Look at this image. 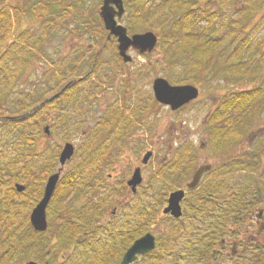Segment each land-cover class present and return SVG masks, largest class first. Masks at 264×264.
Segmentation results:
<instances>
[{"label":"trees","instance_id":"16d2710c","mask_svg":"<svg viewBox=\"0 0 264 264\" xmlns=\"http://www.w3.org/2000/svg\"><path fill=\"white\" fill-rule=\"evenodd\" d=\"M10 1L0 0L4 3L0 7V129L10 126L16 136L11 133V139L0 143V264H26L29 259L38 264H120L133 240L151 230L160 206L166 201L165 197L157 198L153 205L131 206L130 212L124 207L120 218L102 220L115 201V192L123 193L126 186L125 180L116 187L103 186L102 180L114 143L128 136L132 129L128 120L115 133L127 109L126 100L122 108L111 104L105 116L91 127L84 145L77 147L82 161L63 172L48 206V228L36 230L29 214L42 197L48 176L57 170L62 148L60 143L50 146L56 131L47 122L51 131L47 136L46 124L41 130V122L51 112H58L53 125L62 134L57 138L66 140L68 136L62 133V127L75 118L62 112L65 105L77 104L81 98H94V87H101V70H105L106 78L102 85L119 83L124 76L122 71L131 63L120 57L117 38H107L109 32L100 16V1L87 10L82 9V4L77 5V18L68 22L66 17L74 10L66 7L55 11L58 0H26L17 5ZM124 1L123 18L130 33L153 30L159 35L157 46L167 60L166 66L177 72L174 75L171 70L165 71L171 82L195 83L218 78L246 86L228 91L207 120L208 140L216 149H226L241 141L264 110V0ZM23 16H31L35 26L71 27L78 36L89 35L92 39L88 46L74 44L78 55L72 58V64L66 62L69 68H61L62 60L47 67V84L55 79L49 83V96H44L48 92L38 98L23 96L16 89L27 64L43 54L39 44L43 36H38L34 28H24ZM90 46L103 49L89 59ZM107 49H112L113 66H107L111 60L103 57ZM16 54L19 57L15 58ZM86 62L91 63V69L74 77ZM130 78L123 79L125 84L121 82L125 88L131 83ZM76 117L78 125L85 123L86 117L81 113ZM112 133L115 135L110 137ZM100 135L103 139L98 142ZM255 144L254 152L243 150L242 154L229 157L217 166L207 183L200 182L199 187L190 190L192 198H187L188 193L184 199L188 220L172 217L176 223L158 234L155 249L141 257L139 264H214L226 257L220 245L237 235L231 224L245 227L252 210L264 201V162L260 156L264 152V130ZM178 150L179 158L171 163V172L167 174L164 169L160 173L180 184V177H187L197 164L188 158L189 147ZM237 169L250 178L240 191L232 185ZM13 177L25 184L23 191H17ZM245 244V248L239 247L240 254L228 255L231 260L234 257L233 264H264V260H256L264 257V243Z\"/></svg>","mask_w":264,"mask_h":264},{"label":"rangeland","instance_id":"374dc122","mask_svg":"<svg viewBox=\"0 0 264 264\" xmlns=\"http://www.w3.org/2000/svg\"><path fill=\"white\" fill-rule=\"evenodd\" d=\"M25 1L26 0H11L10 4H23ZM99 1L102 3L103 0H58L57 9L55 11H63L66 7L73 9L74 12L66 17L68 22L75 17L77 18V16L74 17L77 5L82 4V9L87 10L90 6L94 7ZM3 4L4 3L0 2V7ZM22 21L24 28H34L36 29L38 36H43L42 41L39 42L40 47L43 48V54H41V58H35L27 64L25 75L19 80L16 89L19 88L18 93L23 96L32 95L35 96V98H38L40 94L48 92L50 87L49 83L55 82V79L52 78L47 84V77H45V70L47 67L50 64L52 65V63L60 64V60H62L61 68H69L70 66L68 64H72V58L78 55L76 51L78 47L75 48L74 44L77 42L84 43L88 46L92 43V39L89 38V35L82 37L78 36L77 31L71 30V27L55 28L44 25L35 26V20L31 16H23ZM120 21L124 24L126 23V19L124 18L120 19ZM71 26H73V23ZM99 48L92 46L89 47V52L87 54L89 59L92 58L93 53L97 52ZM129 52L133 55L134 60L131 62L130 66H127L122 71L124 76L119 79V83L115 84V82H111L107 83L108 85H102L103 80H106V78L104 76L105 70L104 73L103 70H101L100 74L103 77L98 78V81L102 80L100 84L101 87H94V91L96 92L94 98H81L77 104L72 106L65 105V109L62 112L69 117L74 116L75 118V121L71 119L66 126L62 127V133H65L68 136L66 140L61 141L57 138L58 136L61 137L62 134L60 131L55 130L53 125L54 118L58 112H51L50 115L47 116V119H44L41 122V130H43L42 127L47 122H50L52 131H56V133H54V136L56 137H52L50 146L54 147L56 143L63 145L65 141H72L76 144V147H79L84 145L85 141L88 139L90 129L94 126L96 121L105 116L107 109H111L110 105L112 104L114 107L117 106V108H122V104L124 100H126L125 105L127 106V109H125V114L118 121L115 127V133L122 130V127L125 123H128V120L131 121L132 129L129 131L128 136L125 138L123 136L121 141L114 143L112 154L108 161H106L102 174L103 186L112 185L116 187V185L118 186L123 180H125L126 184L127 179L132 176L134 168L138 165L142 166L143 182L138 186V191L136 193H133L127 184L123 193L115 192V201L109 206L108 212L102 218L105 222L112 217L113 214L111 212L113 207H115L117 211V216L115 218L117 219L121 217V208H123L122 211L126 209L130 212L133 211L131 206L136 207L139 204H141L140 207L145 204L153 205L157 198L163 199L165 197V199H167L170 191L185 186L187 181L190 180L194 170L201 163H213L215 170L209 172L207 176H214L217 166L227 160L229 156L236 155V153L237 155L242 154L243 150L250 152L255 150V140L258 139L260 132L264 130L263 110L262 114L255 121L253 127L246 130L241 141H238L226 151L216 149L208 140L209 130L207 120L228 91L242 89V87L246 86L237 83H230L231 81L229 80L218 78L210 79L209 81L203 80L195 82V84L200 87L199 97L180 109L172 110L169 106L161 104L155 99L152 88L153 80L156 76L161 75L167 77L165 71L171 70L166 66L167 60L160 51V47L157 46L152 52L146 55L139 53L133 48H130ZM17 57H19V54H16L15 58ZM103 57L110 58L111 60L107 66H113L115 64L112 49L105 50ZM67 61L68 64L66 63ZM51 65L49 67H51ZM90 69L91 63L86 62L82 69H80V74H75L74 77L83 75ZM178 69L179 68H177V70ZM171 71L174 75L177 74L176 70L174 72L173 70ZM95 76L96 75H94V77ZM130 76L132 77V81L130 83L128 80L127 83H130V85L125 88L124 84L126 81L123 82V79H131ZM248 86L251 85L249 84ZM102 89L105 90L103 93L100 92ZM50 93L51 92H48L44 94V96H49ZM126 95H128V97H126ZM79 113H81L83 117H86V121L82 125H78V122H76V116ZM11 133L16 136L15 130L10 126L0 129V143L11 139ZM44 133L42 132V135ZM113 135L115 134L112 133L110 137H113ZM35 136H38V134L34 135V137ZM45 136H42V139H46ZM102 139L103 137L100 135L98 142ZM109 141L110 140L108 139V142ZM188 147L191 149V151L189 150V153H187L189 155L188 158L192 159V164H197L196 168L189 172L187 177H180V184L176 181L171 182V180L168 179V176L161 174L160 171L165 169L167 174L168 172H171L169 169L171 163L179 158L178 155L180 151L178 149L185 150ZM149 149L153 150V155L147 164H142V158ZM192 151L195 153L194 157L192 156ZM82 158V153L76 152L75 155L65 164L64 171L77 166V164L82 161ZM16 181L20 180L13 177L12 183L15 184ZM167 181L169 183H167ZM249 181V175L241 171H238L235 179H232V183L234 184L236 182V188L238 189H241L242 186H246L245 183H248ZM187 198L190 200L192 198V193L189 192ZM166 202L167 200L160 206L157 219L151 226V231L157 236L160 232H163L172 224L176 223L172 217L164 214L162 215V209ZM117 205H119V209L116 208ZM183 206H185V201ZM260 208L264 209V201L253 209L254 212L251 214L245 227L231 224V228L235 230L237 235L234 236V238H227L224 246L220 245L221 251L226 257L215 261L214 264L234 263V257L231 260L228 255L232 254L235 241L242 240V243L244 244L245 242L259 241L258 239H255L256 231L258 230L260 223H264V211L262 217H260V223L257 221L259 220L257 214L259 213ZM187 213L188 211L185 209V214L183 215L185 218L184 221L188 220L186 218L188 216ZM140 259L133 264H139L141 261Z\"/></svg>","mask_w":264,"mask_h":264},{"label":"water","instance_id":"95a60500","mask_svg":"<svg viewBox=\"0 0 264 264\" xmlns=\"http://www.w3.org/2000/svg\"><path fill=\"white\" fill-rule=\"evenodd\" d=\"M124 0H103L100 7V16L104 21L105 28L109 31L108 38L113 36L118 40L119 55L124 62L133 61V56L129 52L130 48L138 50L140 53L151 52L155 49L159 37L153 30L145 32L129 33L128 27L119 21L125 13ZM153 91L156 99L166 105H169L173 110L181 108L183 105L196 99L199 96V87L192 83L173 84L164 76H157L153 81ZM44 131L47 135L51 134L50 125L44 126ZM75 145L67 141L59 157L60 166L58 170L52 173L45 184L44 193L38 203L34 206L30 214V221L33 227L38 231H45L48 228L47 207L51 201L53 194L57 188L58 181L64 169L67 160L71 159L75 153ZM153 154V150H148L142 163H148ZM212 168L211 163H202L192 176V179L187 183L188 188L196 187L202 179L204 173ZM143 181L142 167L136 166L132 176L127 183L132 191H137V187ZM15 186L18 191H23L26 186L21 182H16ZM187 190L178 188L170 192L168 204L164 207L165 214H171L175 217H181L183 214L182 201L185 198ZM156 247V235L148 231L142 236L134 240L124 253L120 264H132L139 255L146 254ZM28 264H37L35 260H29Z\"/></svg>","mask_w":264,"mask_h":264},{"label":"flooded vegetation","instance_id":"af4514ba","mask_svg":"<svg viewBox=\"0 0 264 264\" xmlns=\"http://www.w3.org/2000/svg\"><path fill=\"white\" fill-rule=\"evenodd\" d=\"M185 106V105H184ZM183 106V107H184ZM182 108V107H181ZM208 130H210L209 129V127H208ZM236 144V143H235ZM234 145V144H233ZM232 145V146H233ZM230 144L228 145V148H230V147H232ZM228 148L226 147V149H221L220 151H226V150H228ZM237 154V153H236ZM232 156V155H231ZM231 156H229V157H231ZM260 156H261V160L264 162V152H262V153H260ZM213 164V163H212ZM213 169H214V164H213V168L212 169H210V170H208V171H206L205 173H204V175H203V177H202V179H201V182H204V183H207V182H205V181H207V180H209V179H211L212 177H213V175H211V176H207V174L209 173V172H211V171H213ZM239 171V169H237L236 171H235V173H234V179H235V176H236V173ZM194 173V172H193ZM193 175V174H192ZM223 175V174H222ZM207 176V177H206ZM221 176V175H220ZM191 178H192V176H191ZM190 178V179H191ZM234 185V188H235V190H239L240 191V189H238V188H236V182L233 184ZM197 187H199V186H197ZM183 188H185V189H187L186 188V185L185 186H183ZM190 190L191 189H189V190H187V193H186V196H187V194L190 192ZM182 203H184V200L182 201ZM166 204H167V202H166ZM165 204V205H166ZM116 208H118L119 209V205H117L116 206ZM263 211H264V209L263 208H260V210H259V213L257 214V218L259 219V220H257L258 221V223H260V217H262V213H263ZM116 209H115V207H113V209H112V217H110V218H113V219H115L116 218V216H117V214H116ZM254 212V210H252V212H251V214ZM251 214L249 215V219H250V217H251ZM166 216H170V217H172V215H170V214H167ZM127 225H128V223H127ZM263 232H264V223H260V226L258 227V230L256 231V237H255V239H258L259 241H261L262 243H264V234H263ZM126 233V232H125ZM242 247V248H245V246H246V244H244V243H242V240H238V241H235V243H234V248L232 249V252H233V254L234 255H236V254H240V252H238V249H239V247ZM141 257H143L142 255H140V257H139V259L141 258ZM138 259V260H139ZM256 260H258V261H263L264 260V257L262 256V257H260V258H258V259H256ZM264 263V262H263ZM217 264H221V263H217Z\"/></svg>","mask_w":264,"mask_h":264}]
</instances>
